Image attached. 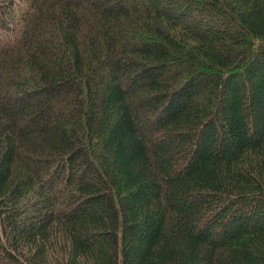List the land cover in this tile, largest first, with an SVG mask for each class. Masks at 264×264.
<instances>
[{
    "label": "trees",
    "instance_id": "1",
    "mask_svg": "<svg viewBox=\"0 0 264 264\" xmlns=\"http://www.w3.org/2000/svg\"><path fill=\"white\" fill-rule=\"evenodd\" d=\"M28 2L0 264H264V0Z\"/></svg>",
    "mask_w": 264,
    "mask_h": 264
},
{
    "label": "rangeland",
    "instance_id": "2",
    "mask_svg": "<svg viewBox=\"0 0 264 264\" xmlns=\"http://www.w3.org/2000/svg\"><path fill=\"white\" fill-rule=\"evenodd\" d=\"M12 4L8 5L9 10L11 11V16L7 17L10 20V25L13 27V31H6L0 25V41L2 39H14L16 36V31L18 30V23L20 22L21 18L26 13L27 9L29 8V0H12ZM2 43V42H1Z\"/></svg>",
    "mask_w": 264,
    "mask_h": 264
}]
</instances>
